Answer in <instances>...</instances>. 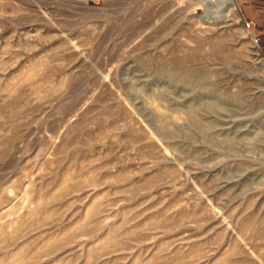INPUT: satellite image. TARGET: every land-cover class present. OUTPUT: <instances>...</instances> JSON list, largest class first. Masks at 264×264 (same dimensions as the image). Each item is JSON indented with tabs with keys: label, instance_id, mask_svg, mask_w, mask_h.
I'll use <instances>...</instances> for the list:
<instances>
[{
	"label": "rangeland",
	"instance_id": "obj_1",
	"mask_svg": "<svg viewBox=\"0 0 264 264\" xmlns=\"http://www.w3.org/2000/svg\"><path fill=\"white\" fill-rule=\"evenodd\" d=\"M235 1L0 0V264H264V45Z\"/></svg>",
	"mask_w": 264,
	"mask_h": 264
},
{
	"label": "crops",
	"instance_id": "obj_2",
	"mask_svg": "<svg viewBox=\"0 0 264 264\" xmlns=\"http://www.w3.org/2000/svg\"><path fill=\"white\" fill-rule=\"evenodd\" d=\"M245 20L254 22V32L264 45V0H239Z\"/></svg>",
	"mask_w": 264,
	"mask_h": 264
},
{
	"label": "bare ground",
	"instance_id": "obj_3",
	"mask_svg": "<svg viewBox=\"0 0 264 264\" xmlns=\"http://www.w3.org/2000/svg\"><path fill=\"white\" fill-rule=\"evenodd\" d=\"M209 5H215L217 11L221 13L223 18H227L232 12H238V6L235 0H209Z\"/></svg>",
	"mask_w": 264,
	"mask_h": 264
},
{
	"label": "built area",
	"instance_id": "obj_4",
	"mask_svg": "<svg viewBox=\"0 0 264 264\" xmlns=\"http://www.w3.org/2000/svg\"><path fill=\"white\" fill-rule=\"evenodd\" d=\"M244 23H245V26L247 29H251V28L255 27V24L252 21L245 20ZM256 40H257V38H256Z\"/></svg>",
	"mask_w": 264,
	"mask_h": 264
}]
</instances>
